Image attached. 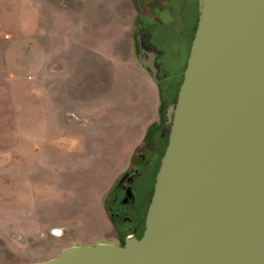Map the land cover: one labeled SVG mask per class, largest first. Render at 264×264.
Listing matches in <instances>:
<instances>
[{
    "label": "rangeland",
    "instance_id": "1",
    "mask_svg": "<svg viewBox=\"0 0 264 264\" xmlns=\"http://www.w3.org/2000/svg\"><path fill=\"white\" fill-rule=\"evenodd\" d=\"M42 3L0 0V264H34L70 246L117 242L106 209L110 193L146 160L150 177L146 171L141 184L153 191L168 143L167 106L190 55L189 43L156 41L166 52L159 63L167 79L154 81L160 107L150 123L155 96L139 99L133 87L145 77L129 39V0H88L84 10L80 1L62 0L59 12ZM99 17L108 19L105 27ZM117 42H125L122 50ZM96 51L103 66L80 75L75 58ZM138 200L147 207L144 193Z\"/></svg>",
    "mask_w": 264,
    "mask_h": 264
},
{
    "label": "water",
    "instance_id": "2",
    "mask_svg": "<svg viewBox=\"0 0 264 264\" xmlns=\"http://www.w3.org/2000/svg\"><path fill=\"white\" fill-rule=\"evenodd\" d=\"M155 59L139 63L159 84ZM166 117L143 236L34 264H264V0H199Z\"/></svg>",
    "mask_w": 264,
    "mask_h": 264
},
{
    "label": "flooded vegetation",
    "instance_id": "3",
    "mask_svg": "<svg viewBox=\"0 0 264 264\" xmlns=\"http://www.w3.org/2000/svg\"><path fill=\"white\" fill-rule=\"evenodd\" d=\"M129 2L134 13L133 29L129 34L133 44L132 52L138 63L140 59L149 60L151 53L156 54L155 65L158 68L160 85L167 79L161 77L162 65L159 63L166 52L156 45V41L189 43L191 50L199 19V0H129ZM146 71L150 74L149 70ZM164 129L163 137H168V131ZM141 166L144 168L137 166L127 170L110 193L106 209L112 230L117 235V242L113 245L124 246L128 238H141L144 234L154 189L152 192L147 191V188L143 187L144 182L141 184V180L146 177V171L147 177H150L151 160H146ZM140 193H144L147 199L149 197L146 208L138 200Z\"/></svg>",
    "mask_w": 264,
    "mask_h": 264
},
{
    "label": "crops",
    "instance_id": "4",
    "mask_svg": "<svg viewBox=\"0 0 264 264\" xmlns=\"http://www.w3.org/2000/svg\"><path fill=\"white\" fill-rule=\"evenodd\" d=\"M41 1L43 2L42 3L43 6H48V7L52 8L53 10L56 9L57 12H59L61 10V8H63V6H62V0H41ZM76 1H80L82 7H84L81 10L87 9V7H88V0H76ZM72 9L77 10V11L80 10V9H75V8H72ZM100 15H101V13H100ZM102 16H103V13H102ZM107 21H108V19L103 18V17H99V20H97V22L99 23V26L100 27H105L107 25ZM71 25H76V24H73L72 23V24H70V26ZM116 28L119 29V27H116ZM84 38H85L84 36H82L81 38H79V39H81V42H80V45L78 47L85 45ZM124 46H125V42H122V43L117 42L115 47L117 49L120 48L122 50ZM0 48L3 51V56L1 57V59L2 58L3 59H6V49L1 44H0ZM95 53H97L99 55L93 56L92 54L87 53L85 55H82L80 57H76L75 58L76 59V65H78L80 67V68H78V70H82L79 73L80 75L87 76L93 67H95V66H101L102 67L103 66L102 65L103 54L101 52H98V51H96ZM0 54H2V53L0 52ZM61 63L63 64V61H61ZM77 63H79V64H77ZM140 70L142 71V74L145 77L144 84L143 85H140V82H136L134 84V82L132 81V85L134 84L133 87L136 88L137 96H138L139 99L142 97V95L144 97H146V96H150L151 97L152 94L155 96V99H156V102H157L156 103V105H157V114L154 116L155 118L152 120V122H150V123H155V122H157L158 117H159V107H160L161 90L159 88V85L154 82V80L152 79L151 75L148 74L145 69H143V68L140 67ZM75 86H78L81 89L83 86H87V84H76ZM69 87H70V91L71 92H74L71 89V86H69ZM148 102H149V100H148ZM142 141H143V139H142ZM133 150L128 153L127 162L128 161L129 162L131 161V156H132ZM128 165H129V163H128Z\"/></svg>",
    "mask_w": 264,
    "mask_h": 264
},
{
    "label": "trees",
    "instance_id": "5",
    "mask_svg": "<svg viewBox=\"0 0 264 264\" xmlns=\"http://www.w3.org/2000/svg\"><path fill=\"white\" fill-rule=\"evenodd\" d=\"M176 101V100H175ZM163 106V108H164V105H162ZM168 107V106H167ZM150 130V129H149ZM167 140H168V137H167ZM168 144V143H167Z\"/></svg>",
    "mask_w": 264,
    "mask_h": 264
}]
</instances>
